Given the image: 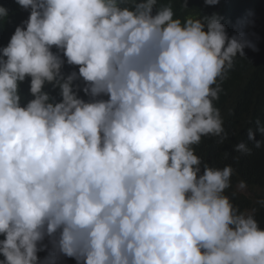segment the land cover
<instances>
[{
  "label": "clouds",
  "instance_id": "9594fccd",
  "mask_svg": "<svg viewBox=\"0 0 264 264\" xmlns=\"http://www.w3.org/2000/svg\"><path fill=\"white\" fill-rule=\"evenodd\" d=\"M263 151L264 0H0V264H264Z\"/></svg>",
  "mask_w": 264,
  "mask_h": 264
},
{
  "label": "trees",
  "instance_id": "16d2710c",
  "mask_svg": "<svg viewBox=\"0 0 264 264\" xmlns=\"http://www.w3.org/2000/svg\"><path fill=\"white\" fill-rule=\"evenodd\" d=\"M254 163L257 164L258 167L264 171V151L260 155L254 157ZM239 167L240 169H245V167Z\"/></svg>",
  "mask_w": 264,
  "mask_h": 264
}]
</instances>
